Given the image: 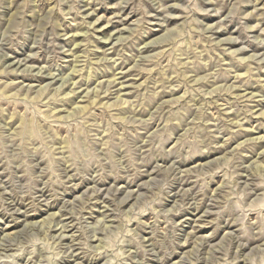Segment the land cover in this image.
<instances>
[{
    "label": "rangeland",
    "instance_id": "rangeland-1",
    "mask_svg": "<svg viewBox=\"0 0 264 264\" xmlns=\"http://www.w3.org/2000/svg\"><path fill=\"white\" fill-rule=\"evenodd\" d=\"M0 264H264V0H0Z\"/></svg>",
    "mask_w": 264,
    "mask_h": 264
},
{
    "label": "bare ground",
    "instance_id": "bare-ground-1",
    "mask_svg": "<svg viewBox=\"0 0 264 264\" xmlns=\"http://www.w3.org/2000/svg\"><path fill=\"white\" fill-rule=\"evenodd\" d=\"M97 21H98V20H97ZM95 22H96V21H95ZM96 28H97V29H96L97 32H100V33L106 34V28H104V27H100V28L96 27ZM129 30H130V29H129ZM125 32H126V33L128 32V29H127V28H124V29H121V30L117 31L116 34H114V35H115V36H116V35H119V36L115 38V41H119V40H120L119 38H120L121 35L124 34ZM103 34H102V35H103ZM111 34H112V33H111ZM77 35H78V34H77ZM114 35H113V36H114ZM85 36H86V35H85ZM85 36H83V35H82V36L79 35L78 37H79V38H80V37H83V38H84ZM113 36H112V37H113ZM159 38H160V37H159ZM159 38H157V39H159ZM157 39H155L156 44L159 43V42L157 43V41H158ZM111 40H112V39H111ZM159 40H160V39H159ZM228 41H230V40H228ZM152 42H153V40H152ZM109 43H111V42H109ZM229 43H230V44H234V42H232V41H230ZM146 44L148 45V44H150V42H148V43H146ZM145 46H146V45H145ZM145 46H144V47H145ZM144 47H143V49H144ZM151 47H152V46H151ZM147 48H148V47H147ZM147 48H146V49H147ZM14 62H15V61H14ZM17 62L19 63V61H17ZM17 62H16L15 64H13V65H12V62H10V63H11V65H12L13 67H16V66H18V65H17L18 63H17ZM20 63H21V62H20ZM29 67H30V66H29ZM29 67H27V69H28ZM18 69H19V68L17 67V68L14 69V70L19 71L20 69H19V70H18ZM25 70H26V69H25ZM25 70H24V71H25ZM24 71H23V72H24ZM30 71H31V70H30ZM35 71H36V69H35ZM39 71H41V70L39 69ZM39 71H38V72H39ZM27 72H29V71H27ZM71 72H74V70L71 69ZM35 73H37V72H34V74H35ZM38 74H39V73H38ZM32 75H33V74H32ZM39 75H40V74H39ZM70 75H71V74H70ZM34 76H35V79H37L36 81H40V80H42V79L45 78V77H42V75H41V76H36V75H34ZM46 76H47V75H46ZM50 78H51V77H50ZM47 79H49L48 76H47V78H46L45 80H47ZM53 79H54V78L52 77L50 80H53ZM58 80H59V79H58ZM58 80H57V81H58ZM50 82H51V81H50ZM61 82H62V81H61ZM54 83H55V81H54ZM63 83H64V82H63ZM66 83H67V81H66ZM61 84H62V83H61ZM107 84H111V83H110V82H107ZM62 85H63V84H62ZM252 96H253V95H252ZM255 139L257 140L258 138H255ZM260 140H261V139H260Z\"/></svg>",
    "mask_w": 264,
    "mask_h": 264
}]
</instances>
